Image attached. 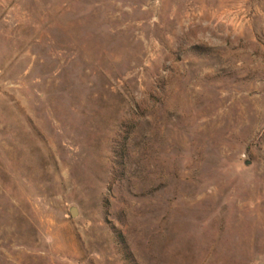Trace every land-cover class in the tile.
Listing matches in <instances>:
<instances>
[{"label":"rangeland","instance_id":"obj_1","mask_svg":"<svg viewBox=\"0 0 264 264\" xmlns=\"http://www.w3.org/2000/svg\"><path fill=\"white\" fill-rule=\"evenodd\" d=\"M0 264H264V0H0Z\"/></svg>","mask_w":264,"mask_h":264},{"label":"water","instance_id":"obj_2","mask_svg":"<svg viewBox=\"0 0 264 264\" xmlns=\"http://www.w3.org/2000/svg\"><path fill=\"white\" fill-rule=\"evenodd\" d=\"M70 214L74 217L76 215L75 208L72 206L70 207Z\"/></svg>","mask_w":264,"mask_h":264}]
</instances>
